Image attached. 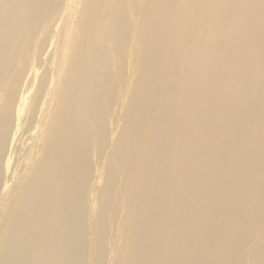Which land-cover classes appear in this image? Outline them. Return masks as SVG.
Listing matches in <instances>:
<instances>
[{
  "label": "bare ground",
  "instance_id": "6f19581e",
  "mask_svg": "<svg viewBox=\"0 0 264 264\" xmlns=\"http://www.w3.org/2000/svg\"><path fill=\"white\" fill-rule=\"evenodd\" d=\"M0 264H264V0H0Z\"/></svg>",
  "mask_w": 264,
  "mask_h": 264
},
{
  "label": "rangeland",
  "instance_id": "374dc122",
  "mask_svg": "<svg viewBox=\"0 0 264 264\" xmlns=\"http://www.w3.org/2000/svg\"><path fill=\"white\" fill-rule=\"evenodd\" d=\"M17 154H18V152H17ZM18 156V155H17ZM12 170H13V172L15 173V174H18V173H20L21 172V169H20V167L18 168H16V167H12Z\"/></svg>",
  "mask_w": 264,
  "mask_h": 264
}]
</instances>
